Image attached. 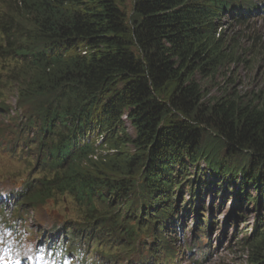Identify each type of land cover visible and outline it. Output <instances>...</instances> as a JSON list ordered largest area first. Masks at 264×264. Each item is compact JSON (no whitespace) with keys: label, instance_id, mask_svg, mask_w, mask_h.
Listing matches in <instances>:
<instances>
[{"label":"trees","instance_id":"obj_1","mask_svg":"<svg viewBox=\"0 0 264 264\" xmlns=\"http://www.w3.org/2000/svg\"><path fill=\"white\" fill-rule=\"evenodd\" d=\"M18 3L26 36L0 26L7 47L0 58L22 69L18 103L25 121L16 140L30 143L35 158L29 179L12 195L18 214L66 197L80 212L62 227L76 248L68 254L86 239H97L104 252L107 231L132 253L148 234L150 256L140 261L147 264L160 250L159 229L170 231L171 194L186 163L201 160L213 175L243 186L239 192L254 189L263 208L264 106L225 97L204 103L197 80L220 65L217 21L249 19L259 11L256 0ZM205 136L217 145L205 144ZM255 234L247 261L264 264V233Z\"/></svg>","mask_w":264,"mask_h":264},{"label":"rangeland","instance_id":"obj_2","mask_svg":"<svg viewBox=\"0 0 264 264\" xmlns=\"http://www.w3.org/2000/svg\"><path fill=\"white\" fill-rule=\"evenodd\" d=\"M256 3L258 6L264 5V0H256ZM16 5L17 0H0V17L6 19L8 27L23 29L25 22ZM260 8L262 12L252 15L254 17L249 21L243 19L241 23H237L226 16L217 21L220 28L217 27L214 38L221 40L220 65L208 77L197 76L204 103L211 104L225 97L240 104H251L258 108L264 106V6ZM20 71L22 69L16 63L0 60V102L4 103L0 108V194L17 193L25 179H29L35 164L30 143L17 141L15 136L17 127L25 121L24 111L18 103L17 83L20 80ZM124 122L127 136L133 139V128L127 121ZM209 142V138L205 136V144L217 145L214 140ZM128 147L132 149L130 145ZM184 172L183 177H176V181H181L179 188H174L172 196L173 207L177 206V213L173 216L175 228L172 229L175 233H171V237L167 238L168 245L176 257H170L166 263L162 255L158 262L248 264L249 251L246 243L255 237L254 229L258 219L257 209L254 208L257 204L254 201V189L248 190L253 204L244 200L242 204H238V198L234 194L236 188L230 185L227 187L225 184L219 189L220 182L214 183L203 162H198L195 166L186 163ZM192 192L196 195L193 196ZM0 205L6 209L3 217L0 215L1 264H7L5 258L32 255L38 247L45 251L47 242L59 249L60 247H56L52 241L59 240L63 232L61 224L80 215L79 210L68 199H56L46 206L38 204L32 207V210L29 206L28 209L21 210L19 215L12 211L10 202L1 200ZM195 206L197 211L194 213ZM186 208H189L188 211ZM190 208L193 210L190 211ZM120 210L121 207L117 213ZM259 214L264 217V211ZM208 218L213 222L209 233L206 227ZM120 221L123 224L121 213ZM196 228H201L206 233H196L197 237H194ZM261 229V226L257 227V233ZM105 233L109 241L105 252H111L117 259L116 264H140V261L150 256L147 248L152 238L141 235L136 248L129 253L120 246L123 240L114 239L108 231ZM159 237L164 239L162 234H159ZM1 242L11 248L5 251ZM203 244L206 245L201 248ZM93 249L94 244L91 250ZM90 252L88 249H81L78 262L73 264H98V261L94 260L95 255ZM150 263L157 264L156 261Z\"/></svg>","mask_w":264,"mask_h":264},{"label":"bare ground","instance_id":"obj_3","mask_svg":"<svg viewBox=\"0 0 264 264\" xmlns=\"http://www.w3.org/2000/svg\"><path fill=\"white\" fill-rule=\"evenodd\" d=\"M61 248H62V249H64V248H65V246H64V245H62V246H61Z\"/></svg>","mask_w":264,"mask_h":264}]
</instances>
